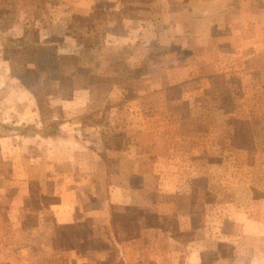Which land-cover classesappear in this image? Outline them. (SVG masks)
Returning <instances> with one entry per match:
<instances>
[{"label": "rangeland", "instance_id": "obj_1", "mask_svg": "<svg viewBox=\"0 0 264 264\" xmlns=\"http://www.w3.org/2000/svg\"><path fill=\"white\" fill-rule=\"evenodd\" d=\"M73 1L0 0V264H170L186 258L175 241L199 227L233 262L240 252L239 262L264 264V4L241 13L239 0H93L78 14ZM52 46L71 57L48 75L41 55ZM92 150L100 174L85 167ZM18 153H47L55 180L80 165L90 184L80 196L93 206L55 225L47 209L57 196L38 178L16 182ZM109 184L130 188L162 226L108 242L106 224L86 212ZM15 187L27 195L19 214Z\"/></svg>", "mask_w": 264, "mask_h": 264}, {"label": "crops", "instance_id": "obj_2", "mask_svg": "<svg viewBox=\"0 0 264 264\" xmlns=\"http://www.w3.org/2000/svg\"><path fill=\"white\" fill-rule=\"evenodd\" d=\"M258 1L262 3L261 6L259 5L260 6L259 9L260 11H263L262 7L264 3L262 0H258ZM92 2L93 0H75L71 4L72 7L70 11L74 13H78V14H85L90 9ZM248 2H250V0H239L238 1V4H239L238 11L243 13L245 11L244 10L245 5L249 4ZM214 5L220 6V3H214ZM95 156L100 159L99 154H95L94 150H92L91 153L88 154V159L86 160L85 167L86 169L94 170L98 174H100L98 172L99 168L101 166H104V163H99V161L95 158ZM12 160L14 161V164H13L14 174L16 177L20 178L18 181H16L17 183H21V184L24 183L27 186L29 179L38 178L39 183H44V185L50 186V190L42 191V194L44 195L54 194L57 196L56 202L50 204L47 209L51 213L52 221L54 222L55 225L67 226L77 221L78 215H76V210L78 206L83 207L82 202H85V201L90 202L92 203V206H93V201H92L93 197L91 194L86 193L84 195V198L80 196L81 187L84 185V183H86L87 185H90L87 179L89 178V175L84 172V169H82V167L79 168L80 165H78V167L71 166V167H74L73 170L66 169L64 172L61 173L60 179L55 180L53 177V174L51 173V167L53 165L52 158L48 157L47 153L45 156L26 154L25 158L22 157V154L18 153V156H15ZM24 161H26V163ZM55 162H58V161L55 160ZM65 162H68V159L66 158L61 159V164L63 165L62 167H66ZM117 162H118V166L120 167L123 166V164L124 165L127 164L125 162V159L121 157L118 158ZM132 163L133 161H130V164ZM26 164H28L29 167L26 166ZM130 164L128 165L130 166ZM22 166H24V169H25V166L28 167L27 174L24 176L19 174L17 171L21 169ZM29 168L31 170H29ZM49 169L50 171H48ZM124 172H126V170ZM124 172H122V170L119 171V173H124ZM102 173H103L102 179H104L103 182H105V171H102ZM131 175L133 174L130 172L126 173V176H131ZM121 185H117V188H116L115 186L109 184L108 196L102 197V200L100 201V206L98 207L91 209L92 208L91 205L89 207L87 206V208H90V210L86 212V217L92 219L94 222H97V223L102 221V223L106 224L104 226H106L109 230L108 210H110V206L115 205L117 207H124L125 205H128V204H137V203L130 202L132 200V197H131L132 195L129 192H131L132 190L128 188L126 185L125 186H121ZM26 196H27L26 193H23L20 187L14 190L11 196V199H10V205L12 206V208H14L13 213L15 212L16 214H19V211L22 209L24 199L26 198ZM139 205L142 207H145L146 209H152L151 207L145 206L143 204H139ZM18 221L19 222L13 226L14 236H13L12 241L16 237L15 235L16 231L20 233L23 230V227H22L23 225L20 224V219ZM38 227H40L39 224L34 226L33 228H38ZM180 229L185 230L184 227H180ZM148 230L149 229H141L139 233L140 236H143L144 233L147 232ZM198 230H200L201 235H198ZM192 231H193V236L191 240H186L185 243L175 241L176 245L184 246V249L186 250V258L183 261L173 259L170 262V264H204L205 261L202 259V255H204V253L209 250H212V252L214 251L215 255L212 260H210L207 263L205 262V264H229L230 262L232 264H244L242 260L243 258H241V262H239V257H241V255H240V252L238 253L239 251L238 249L243 248L241 247L240 239H238L237 243L233 246L232 253L234 255L238 253L237 257H235L236 261L233 262L232 261L233 258H229L228 256H225L222 253H219V249L217 247L216 242H214V246H213V243L209 241V237L203 234L204 232H208L206 231L205 227H202V230H201V227H199L198 229H194ZM0 232H1V227H0ZM108 234L110 235L108 237L109 241L112 242L115 246H118V244L111 237V233L109 231H108ZM132 239L124 241V243L131 245L132 242H135L134 239H136L137 242L140 241V239L137 237L132 238ZM221 242L223 241H219V243ZM2 244L3 243L0 242V246ZM12 246H13L12 248L13 251L17 253V250H19L17 246L15 247L14 243H12ZM252 249H253L252 256L256 258L257 249H255L254 247H252ZM242 253L244 254L245 251H242ZM252 264H256V263L254 262Z\"/></svg>", "mask_w": 264, "mask_h": 264}, {"label": "trees", "instance_id": "obj_3", "mask_svg": "<svg viewBox=\"0 0 264 264\" xmlns=\"http://www.w3.org/2000/svg\"><path fill=\"white\" fill-rule=\"evenodd\" d=\"M69 56L71 57V55L57 53L56 47L52 46L47 53L41 55L42 61L51 66L50 68L45 66V72H47L48 75H50L51 72H57L60 70V67L65 64V60L62 59ZM31 61H34V59H31ZM59 80L61 81V78ZM113 215L110 213L108 224L109 232L115 239H117L120 234H127L129 230L127 228H132L134 231H138L142 228L162 226V217L164 218L163 215L151 212L148 213L146 209L134 204L126 205L124 214H116L114 215V218H112ZM128 222L130 225H126ZM127 238L128 237H124L121 240ZM107 240L109 242L108 237Z\"/></svg>", "mask_w": 264, "mask_h": 264}]
</instances>
